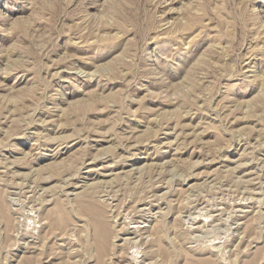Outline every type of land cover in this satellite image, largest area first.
<instances>
[{"label": "rangeland", "instance_id": "1", "mask_svg": "<svg viewBox=\"0 0 264 264\" xmlns=\"http://www.w3.org/2000/svg\"><path fill=\"white\" fill-rule=\"evenodd\" d=\"M200 249L264 264V0H0V264Z\"/></svg>", "mask_w": 264, "mask_h": 264}, {"label": "bare ground", "instance_id": "2", "mask_svg": "<svg viewBox=\"0 0 264 264\" xmlns=\"http://www.w3.org/2000/svg\"><path fill=\"white\" fill-rule=\"evenodd\" d=\"M158 176V175H157ZM242 186V185H241ZM259 198V197H258ZM251 200V199H250ZM256 201V200H255ZM47 202V201H46ZM219 202V201H218ZM36 204V203H35ZM142 210V209H141ZM235 210V209H234ZM243 211V210H242ZM188 214V213H187ZM134 222V221H133ZM188 222V221H187ZM138 228V227H137ZM140 229V228H139ZM139 229H136L137 231H135L137 234H138V231ZM161 231V225L159 223H157L152 229H142L139 231V236L141 239H146V241H149L147 240V237H152V235H158L159 232ZM133 233V232H132ZM148 233L147 236L144 237V234ZM153 236V237H154ZM150 239V238H148ZM152 239V238H151ZM150 239V240H151ZM152 242V241H151ZM143 243V242H142ZM145 244V243H144ZM149 244V243H148ZM153 245V244H152ZM140 246V245H139ZM147 246V245H146ZM150 250V249H149ZM189 252V251H188ZM205 250L204 249H200L198 251H195L192 253L189 254V253H186V257H188V260H189V264H215L212 262V260H210L208 257H204L203 254H205ZM194 255V256H193ZM135 256V255H134Z\"/></svg>", "mask_w": 264, "mask_h": 264}]
</instances>
